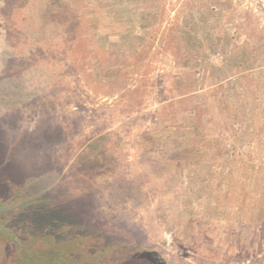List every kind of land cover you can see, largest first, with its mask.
Masks as SVG:
<instances>
[{
	"label": "rangeland",
	"instance_id": "374dc122",
	"mask_svg": "<svg viewBox=\"0 0 264 264\" xmlns=\"http://www.w3.org/2000/svg\"><path fill=\"white\" fill-rule=\"evenodd\" d=\"M43 250L264 264V0H0V264Z\"/></svg>",
	"mask_w": 264,
	"mask_h": 264
},
{
	"label": "trees",
	"instance_id": "16d2710c",
	"mask_svg": "<svg viewBox=\"0 0 264 264\" xmlns=\"http://www.w3.org/2000/svg\"><path fill=\"white\" fill-rule=\"evenodd\" d=\"M45 252L46 251L43 250L41 254H45ZM64 254L65 253L61 254V252H56L55 250H47L46 255L49 260L48 264H56V262L58 264H69L66 260H64Z\"/></svg>",
	"mask_w": 264,
	"mask_h": 264
}]
</instances>
